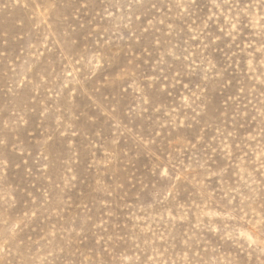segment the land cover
<instances>
[{
    "label": "rangeland",
    "instance_id": "374dc122",
    "mask_svg": "<svg viewBox=\"0 0 264 264\" xmlns=\"http://www.w3.org/2000/svg\"><path fill=\"white\" fill-rule=\"evenodd\" d=\"M0 264H264V0H0Z\"/></svg>",
    "mask_w": 264,
    "mask_h": 264
}]
</instances>
